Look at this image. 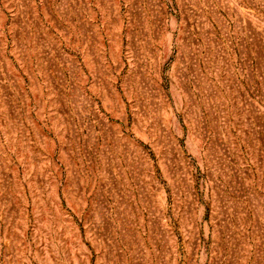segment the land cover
<instances>
[{
    "label": "rangeland",
    "instance_id": "374dc122",
    "mask_svg": "<svg viewBox=\"0 0 264 264\" xmlns=\"http://www.w3.org/2000/svg\"><path fill=\"white\" fill-rule=\"evenodd\" d=\"M0 264H264V0H0Z\"/></svg>",
    "mask_w": 264,
    "mask_h": 264
}]
</instances>
